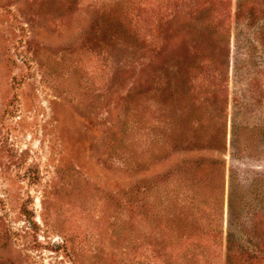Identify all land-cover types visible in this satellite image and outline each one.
Segmentation results:
<instances>
[{
	"label": "rangeland",
	"instance_id": "1",
	"mask_svg": "<svg viewBox=\"0 0 264 264\" xmlns=\"http://www.w3.org/2000/svg\"><path fill=\"white\" fill-rule=\"evenodd\" d=\"M189 112L194 126L226 120L227 168L242 181L235 240L257 242L264 0H0V264H225L227 169L222 235L207 203L187 238L170 228L166 202L149 204L155 172L168 174L165 195L175 164L210 156L177 134L178 146L147 161ZM232 123L260 133L239 159Z\"/></svg>",
	"mask_w": 264,
	"mask_h": 264
},
{
	"label": "trees",
	"instance_id": "2",
	"mask_svg": "<svg viewBox=\"0 0 264 264\" xmlns=\"http://www.w3.org/2000/svg\"><path fill=\"white\" fill-rule=\"evenodd\" d=\"M250 8H252V5ZM174 95H177V91H175ZM175 96L174 98H176ZM193 118L194 112L186 113L181 117L178 116L175 122L176 124H174V127L171 128L169 140H164V142L162 143H159L158 139H155L153 141L154 143L149 147V151H147V161L149 160L150 163H153L152 160L155 159L158 155L163 157L169 151L171 145L176 147V145H182L186 142L193 143V145H197V147H207L211 152L210 156L209 158H203L194 161V167H188L187 164L189 163V161L185 159H181L179 163L175 164L177 168H174L172 177H176V180H178V182L173 183V185L169 188L170 190L165 192V195L163 193L160 194V189L168 174L163 170L158 173L152 172L151 175L154 176L155 174L154 177H156L152 182L148 184V199H150L149 204L151 205L152 211L157 208L159 203L166 202V205H169L167 206L169 207L167 212V220L171 221V223H174V225H170V228L172 229V231H178L179 238L181 237V234H184L188 231V233L184 235L187 238V235H189L191 231L198 229L200 226V222L198 221L199 205H201L202 203H207V205L213 209V213H215L211 216V222H213L209 226H211L212 231H219L220 235H222L223 219L218 221V218H216L218 214L216 208L220 210V214L223 216L226 189L225 176L227 169L228 218L227 232L225 236V264H257L259 261L264 260V224L262 225L260 238L259 240H257V242L249 240L248 243L244 245V242L247 240V238L243 240V244L236 243L235 240L236 232H242V229L238 227L239 222L237 221V218L239 216L237 210L238 206L240 208V202L237 199L235 193V189H237L238 186H241L239 184H241L242 181H240V179H237L236 177V170L240 167L235 168V166L230 164L227 168L225 159L227 151L226 120H222L223 125L218 126L217 128H213L211 127V121L208 124L207 122H199L197 120L196 122L198 124L194 126L193 124H191V120ZM176 129L178 130V133ZM257 129L258 127L255 128L249 127L247 125H237L235 123L231 124L230 157L237 155L236 157H238L239 159L241 155L246 153V151L251 147L253 140H255V136H260V133L257 132ZM239 132L244 136V142L241 147L237 148L235 146V141L237 135H239ZM177 134L178 137H180L179 144L175 141L177 139ZM186 134H189L188 140H184V136ZM191 169L192 175L188 177V180H186V182L183 180L182 176L184 174L187 177L185 171ZM193 174H196V176L194 177ZM172 177L169 176L171 180ZM253 179L256 182L259 181L257 177H253ZM253 179L251 182L249 181L250 186L248 188L249 193L251 194L257 190V185L253 182ZM174 180L175 179H173V181ZM186 207L193 213V216H191L189 220L187 218L182 219L183 210L181 208L185 209ZM253 215H255V213H253ZM252 224L253 230H255L257 226L259 228V225L254 223V221H252ZM249 235L250 233L248 232L247 236ZM221 241H223V236H221ZM186 255L189 256V253L186 252L184 254L185 258ZM190 255L192 254L190 253Z\"/></svg>",
	"mask_w": 264,
	"mask_h": 264
}]
</instances>
